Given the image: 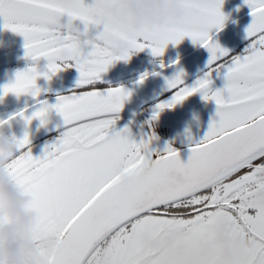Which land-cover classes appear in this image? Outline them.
Instances as JSON below:
<instances>
[{
    "label": "snow or ice",
    "instance_id": "1",
    "mask_svg": "<svg viewBox=\"0 0 264 264\" xmlns=\"http://www.w3.org/2000/svg\"><path fill=\"white\" fill-rule=\"evenodd\" d=\"M244 3L252 18L245 29L248 44L241 55L229 56L210 34L224 27L223 0H183L182 16L139 29L104 16L95 0H0L3 27L23 37L24 58L32 62L0 86V100L30 95L39 105L30 115L25 108L0 120V126L16 116L26 125L39 120L45 126L53 110L63 121L64 130L40 157L32 155L27 131L11 137L17 151L6 165L9 181L33 198L37 230L59 237V252L49 264H95L105 253L112 264H175L169 251L147 248L143 241L159 240L176 228L188 233L177 244L195 253L198 264H224L223 252L236 237L250 245L234 254V264H264V212L251 207L264 191V0ZM57 16L78 22L95 42L79 50L68 33L51 29ZM185 37L208 51V72L191 87L184 85L182 70L166 79L167 89L174 91L155 105L151 121L197 92L215 103L216 114L182 162L170 144L162 153L149 152L156 139L151 132L139 143L130 139L127 127L113 132L130 93L94 84L114 62H127L145 49L161 57L170 43L178 45ZM117 46L124 48L120 55L112 52ZM41 59L47 61L44 72L38 70ZM69 68L78 73L75 90L57 95L55 104L39 100L38 78L50 80ZM214 72L224 80L216 90ZM220 220L230 231L201 255V242L215 239Z\"/></svg>",
    "mask_w": 264,
    "mask_h": 264
},
{
    "label": "clouds",
    "instance_id": "2",
    "mask_svg": "<svg viewBox=\"0 0 264 264\" xmlns=\"http://www.w3.org/2000/svg\"><path fill=\"white\" fill-rule=\"evenodd\" d=\"M95 6L104 16L114 17L137 29L164 25L169 17L184 14L183 0H95ZM51 29L68 33L71 43L79 50L95 42L94 35L81 30L77 22L67 16H57ZM123 51L122 46L112 49L114 55H120ZM16 151L17 145L13 140L0 132V264H49V258L59 252L60 240L55 233L37 230L38 213L30 210L32 196L9 181L6 165ZM118 174L124 182L127 181L123 172ZM260 175L264 176V172ZM251 207L264 212V191L257 193L251 201ZM229 231L227 221H218L215 225V239L201 242V255H207L214 245L222 243L225 233ZM187 235L183 229L176 228L159 240L145 239L143 243L145 247L156 251H169L175 264H198L195 253L177 244L178 238L183 239ZM249 245L250 241L244 237L231 239L229 247L223 252L224 264H234V254ZM95 264H112L110 254L105 253Z\"/></svg>",
    "mask_w": 264,
    "mask_h": 264
},
{
    "label": "flooded vegetation",
    "instance_id": "3",
    "mask_svg": "<svg viewBox=\"0 0 264 264\" xmlns=\"http://www.w3.org/2000/svg\"><path fill=\"white\" fill-rule=\"evenodd\" d=\"M250 12L249 11H246ZM245 14L241 13L240 15ZM237 18L234 16V19ZM233 20V19H232ZM232 20H228L229 23ZM226 25V24H225ZM214 33V32H213ZM210 33L211 35L213 34ZM248 41L243 45L236 48L229 56L241 55L247 47ZM14 51H23V48L13 47ZM23 59H11L7 61L6 68L19 70L24 65ZM161 58L154 57L148 49L137 52L131 55L127 62L116 61L108 70L102 74L101 80L94 84V87L99 90L108 89L109 87L115 88L121 85L136 81L140 79L142 75H147L160 69ZM166 65L167 63H163ZM5 66L4 63L0 65ZM39 71H46L45 65L39 66ZM208 72V69L202 72L200 75L185 83L184 85L191 87L194 83L202 78L204 74ZM146 75V76H147ZM78 73L74 68H69L57 73L56 77H51L48 80L53 83V88L44 90L38 97L39 100L56 96L60 94L70 93L75 90L76 80ZM212 89H220L224 85L223 74L212 73ZM40 78L37 80V86L40 87ZM173 92V91H172ZM172 92L159 98L158 100L144 106L139 110L134 120L135 126H132L125 117L118 116L115 125L112 128L113 132H120L125 127L128 128L130 139L139 143L142 138L146 139L149 132L155 135L156 139L150 143V147L153 152L158 151L156 144L160 143L164 148L167 145H171L176 150L190 147L191 145L198 143L208 130L209 123L215 117L211 115L216 114V105L212 101H205L202 99L199 92L187 97L182 103L175 105L171 109H165L159 113L158 119L151 121V116L155 105L161 101H166L172 96ZM25 104L22 102H16L12 104L1 103L0 104V120H6L14 113H18L20 110L28 108L36 104V100L32 97L26 98ZM14 110V111H12ZM146 121L151 123V128ZM64 129L47 135L38 139L29 145L34 157H40L42 155L45 145L52 144L59 137ZM190 130V132H189ZM188 138L193 141L190 142Z\"/></svg>",
    "mask_w": 264,
    "mask_h": 264
},
{
    "label": "water",
    "instance_id": "4",
    "mask_svg": "<svg viewBox=\"0 0 264 264\" xmlns=\"http://www.w3.org/2000/svg\"><path fill=\"white\" fill-rule=\"evenodd\" d=\"M251 19L252 18L250 12L242 14L241 16L233 19L232 21L224 25V27L220 31H215L212 34L213 41L218 42L221 47L228 49L230 55L236 48L248 41L245 38V29L250 24ZM208 59V51L205 48L198 46L192 51L165 65L164 68H160L157 71L153 72L156 73L155 75H153V73L147 75L142 83H138V81L140 80L138 79L136 81L119 86L128 91L130 95L123 102L121 111L116 115L125 117L132 126H135L134 120L136 119V115L141 108L174 91L167 89L166 79H171L177 71L182 70L184 73L183 81L185 84L208 69V67H206ZM176 61H178V63H174ZM68 94L70 93L60 95ZM56 97L57 95L42 100L51 102L56 100ZM38 106L39 105L36 103L28 107L27 112ZM19 119L20 117L16 116L14 119L10 120L8 124L0 126V132L15 124ZM6 120H8V118ZM62 129V118L53 110L49 112L48 123L45 126H41L39 120H33L30 125L24 124L20 128V130L13 132L9 135V137L11 138L15 136L16 138H21L27 131L29 133L30 144H32L38 139ZM155 147L158 151L153 152L149 144L148 150L153 155H155L156 153H162L166 148H164L160 143H157ZM189 148L190 147H186L177 150L182 162H187L188 156L190 154Z\"/></svg>",
    "mask_w": 264,
    "mask_h": 264
},
{
    "label": "rangeland",
    "instance_id": "5",
    "mask_svg": "<svg viewBox=\"0 0 264 264\" xmlns=\"http://www.w3.org/2000/svg\"><path fill=\"white\" fill-rule=\"evenodd\" d=\"M86 4H90L92 0H84ZM250 9L248 6L244 3V0H223L221 11L224 13V15L227 17V19L224 21V25L227 24L228 20L234 19V16L238 17L241 13H246V11H249ZM3 19L0 18V65L4 63L5 66L0 67V86H3L4 84L9 83L10 81L14 80L15 73L18 71L14 69L6 68L7 61L11 59H23V67L19 70L25 69L26 66L30 65L32 62L29 60H26L24 58V40L23 37L10 31L6 30L3 27ZM78 24V22H77ZM216 30L213 29L211 32H215ZM198 44H194L190 38L185 37L178 45L173 46L171 43L166 47L165 52L163 56L159 57L161 58V61L163 63H171L172 61L176 60L177 58L181 57L182 55L192 51L196 47H198ZM13 47L23 48V51H14ZM47 61L41 59L39 61V66L46 65ZM166 64V65H167ZM39 68V67H38ZM41 70V69H38ZM54 75L53 77H56ZM41 86L42 89L41 93L44 92V90H49L53 88V83H50L48 80H45L43 77H40ZM48 86L50 88L48 89ZM30 95H21L20 97H16L13 94H8L6 97H4L2 100H0L1 103H26V98H30ZM14 111V110H12ZM212 117H215V115H211ZM190 132V130H189ZM190 142L193 140L191 138H188Z\"/></svg>",
    "mask_w": 264,
    "mask_h": 264
},
{
    "label": "bare ground",
    "instance_id": "6",
    "mask_svg": "<svg viewBox=\"0 0 264 264\" xmlns=\"http://www.w3.org/2000/svg\"><path fill=\"white\" fill-rule=\"evenodd\" d=\"M50 105L51 104H55L56 103V100H54V101H51V102H48ZM39 107V106H38ZM35 110V108L34 109H31V110H29L27 113H26V115H30L31 114V112L32 111H34ZM51 112V111H50ZM25 124V121L23 120V119H19L15 124H13L12 126H10L9 128H7V129H5L4 131H2L4 134H6V135H10V134H12L13 132H16V131H18V130H20V128L23 126Z\"/></svg>",
    "mask_w": 264,
    "mask_h": 264
}]
</instances>
